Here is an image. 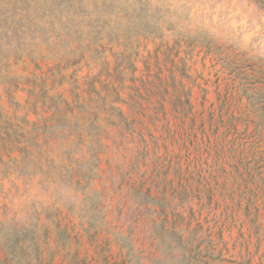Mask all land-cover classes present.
Returning a JSON list of instances; mask_svg holds the SVG:
<instances>
[{
  "label": "rangeland",
  "instance_id": "rangeland-1",
  "mask_svg": "<svg viewBox=\"0 0 264 264\" xmlns=\"http://www.w3.org/2000/svg\"><path fill=\"white\" fill-rule=\"evenodd\" d=\"M134 1L0 0V264H264V5Z\"/></svg>",
  "mask_w": 264,
  "mask_h": 264
},
{
  "label": "trees",
  "instance_id": "trees-1",
  "mask_svg": "<svg viewBox=\"0 0 264 264\" xmlns=\"http://www.w3.org/2000/svg\"><path fill=\"white\" fill-rule=\"evenodd\" d=\"M153 1L154 0H135L134 2H131V5L129 7L125 4H122L121 5L122 11H125L127 14L129 12H131V14L129 15V20L133 21L128 26H122V27H126V28L131 29L132 24L141 23V24H143L142 27H146V28L150 27L151 28L150 31H152V32H154L155 30L160 31V33L154 37H157V38L162 37L163 34L161 33V29H163V27H165L166 25L167 26L165 28L171 27L170 25L172 23V20H171V18H167V19L158 18L157 14L153 13V10H154L153 9ZM254 1H256V0H254ZM259 1L261 4L264 5V0H259ZM67 2H68V0H67ZM167 6H168V4H167ZM66 9H67V12H64V13L60 9L61 13L59 15H62V17L68 18L71 15V13L73 12V9L70 5L67 6ZM62 17L59 16L58 22H61ZM122 27H119L118 30H120ZM152 32H147V33H152ZM63 35L65 37H70V34H68L67 32H65ZM196 39H199V38H196ZM210 41L216 42L217 40L214 38H212V39L210 38ZM202 42L203 41H201V43ZM68 48L70 49V47H68ZM237 55H240V58H235L234 62L229 61L227 57H223V59H222L223 63H224L223 65H227L229 63H236V67H239L238 69L243 68L244 66L242 64L245 63V61H247V60L242 59V57H244L246 55V53L242 52L240 54H236V56ZM53 57H54V60L57 62V67H58V64L64 63L65 68H67L68 58H65V59L62 58V55L59 53L53 54ZM58 57H59V59H58ZM252 57H254V56H252V55L248 56L246 59L249 60V59H252ZM78 63H79V60L78 61L76 60L75 62H72L70 64V65H74V67H76L74 72L79 71L81 68V66H78ZM62 70H63V68H59L58 71H62ZM262 75H263L262 79L264 81V73H262ZM17 88H18L17 86H14L12 89L8 88L5 91H6V93H8L7 95H9L11 91L13 93ZM9 97H11V96H9ZM51 98L53 99L54 97H51ZM53 107H54L53 111L59 109L57 103H55Z\"/></svg>",
  "mask_w": 264,
  "mask_h": 264
}]
</instances>
